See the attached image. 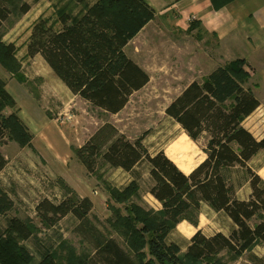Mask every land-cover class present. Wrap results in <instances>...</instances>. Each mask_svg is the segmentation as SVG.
Listing matches in <instances>:
<instances>
[{
  "label": "trees",
  "instance_id": "16d2710c",
  "mask_svg": "<svg viewBox=\"0 0 264 264\" xmlns=\"http://www.w3.org/2000/svg\"><path fill=\"white\" fill-rule=\"evenodd\" d=\"M84 10L78 15L58 14L59 28L39 18L33 23L27 42V55L40 56L55 76L75 96L109 114H118L130 97L149 82L148 74L125 53L126 46L154 20L155 10L145 0H76ZM215 7L224 5L227 0ZM29 4L21 0H0V63L11 73L18 71L16 47L4 44L3 25L15 14L26 15ZM244 61L218 66L200 81H193L175 97L165 114L196 144L204 141L205 159L189 174L183 173L160 151L148 153L142 138L129 141L111 124L99 127L74 156L88 174H94L99 159L111 168L132 174L121 190L111 197L126 203L139 191L136 168L149 165L153 182L149 194L161 205L148 212L131 204L110 208L107 220L111 229L124 238V249L105 236L91 221L93 202L76 194L59 203L42 199L35 213L51 228L68 215L77 220L75 232L93 247L92 255L69 264H226L224 258L237 259L256 245L264 246V180L248 164L264 151L260 141L244 128L243 121L259 107L250 89L244 87L248 73ZM13 97L0 81V109L13 108ZM8 139L20 148L31 147L34 136L16 112L0 114V140ZM7 160L0 152V173ZM241 171L250 194L245 200L235 197L233 171ZM68 190V188H66ZM222 214L228 220L226 232L206 235L198 230L190 239L172 235L186 221L198 227L201 206ZM14 209V201L0 186V216ZM31 220L11 217L0 232V264H32L34 257L22 242L37 232ZM185 248V251L183 252ZM264 264V256L250 258ZM37 264H62L52 253H44Z\"/></svg>",
  "mask_w": 264,
  "mask_h": 264
},
{
  "label": "rangeland",
  "instance_id": "374dc122",
  "mask_svg": "<svg viewBox=\"0 0 264 264\" xmlns=\"http://www.w3.org/2000/svg\"><path fill=\"white\" fill-rule=\"evenodd\" d=\"M21 1L29 4L30 11L24 16H11L1 30V41L16 47L18 71L11 73L0 63V81L16 103L13 108L0 109V114L18 113L34 141L31 147L22 149L6 138L0 140V152L7 160L0 175V186L14 201V209L8 215L0 216V232L7 228L11 217L31 220L38 230L22 244L33 255L32 264H37L46 252L55 255L62 264H69L71 255L74 259H85L92 255L93 247L75 232L77 220L73 216L68 215L48 228L35 213V207L42 199L59 203L74 193L92 200L90 218L93 224L126 249L124 238L107 223L112 216L110 208L120 209L122 214L124 207L131 204L148 212L160 209L159 203L149 194L153 184L149 165L142 163L136 168L138 194L122 203L115 201L110 192L126 186L132 174L111 168L100 159L96 172L88 174L75 158L74 150L84 145L99 127L109 123L131 142L142 138L149 154L162 151L175 159L180 169L186 171L202 161L205 158L204 141L192 142L180 126L166 116L165 109L187 85L200 81L214 66L204 57L205 50L212 53V44L196 39L188 32L173 30L163 17L156 19L153 27L135 38L126 50L148 74L149 82L130 97L121 112L109 114L68 91L40 56L30 58L27 55L26 46L35 21L44 18L54 28H59L60 12L65 10L78 15L83 11V5L77 4L76 0ZM92 2L86 1L87 5ZM181 145L182 149H173ZM180 153L185 157H180ZM250 167L256 172L264 167V152L253 158ZM260 175L264 177V170ZM233 176L235 197L244 199L249 186L244 185L241 171H233ZM198 227L204 234L212 235L226 232L229 223L222 214L202 206ZM178 234L176 230L171 238ZM224 256L226 264H253L250 258L263 257L264 246L256 245L237 259Z\"/></svg>",
  "mask_w": 264,
  "mask_h": 264
},
{
  "label": "crops",
  "instance_id": "0c3cea01",
  "mask_svg": "<svg viewBox=\"0 0 264 264\" xmlns=\"http://www.w3.org/2000/svg\"><path fill=\"white\" fill-rule=\"evenodd\" d=\"M145 1L155 10L156 16L154 20L148 23L135 38L139 37L150 26H152L156 19L164 18L166 20V23L169 24V26L172 27L173 30H176L177 32H188V34L194 36V38L205 41V43L210 42L212 44L210 49L212 53L208 52L207 50H205L204 52V57L207 59V61L211 64H214V66L207 72V75L218 66L226 65L227 63L238 59L244 61V70L248 73L249 76L248 80L244 83V87L246 89H250L253 92L259 102V107L254 113H252L243 121L242 125L253 135L256 140L260 141L261 139H263L264 0H227V2L220 7H215L213 0ZM215 1H217L218 4L222 0ZM129 44L124 49L128 57L130 56L128 55L126 50L129 47ZM130 58L139 65L136 59H134L132 56ZM180 157H185V154L180 153ZM168 158L178 167L175 159H171L170 157ZM202 161L186 171L180 169L179 167L178 169L185 174H189ZM250 163L248 164L249 167ZM263 170L264 167L260 168L257 172L254 170L253 171L256 172L264 180V177L260 175ZM244 185H248V183H244ZM1 187L3 188V186ZM249 194L250 188L247 196L244 199L240 200L247 199ZM202 206L208 207L205 204H203ZM176 230L179 233L180 237L188 240L198 230L201 229L199 227L195 228L194 226L184 221L177 226ZM182 234L186 235L189 238L184 237Z\"/></svg>",
  "mask_w": 264,
  "mask_h": 264
},
{
  "label": "bare ground",
  "instance_id": "6f19581e",
  "mask_svg": "<svg viewBox=\"0 0 264 264\" xmlns=\"http://www.w3.org/2000/svg\"><path fill=\"white\" fill-rule=\"evenodd\" d=\"M173 149H174L175 151L180 150V149H182V145H181V146H174Z\"/></svg>",
  "mask_w": 264,
  "mask_h": 264
}]
</instances>
